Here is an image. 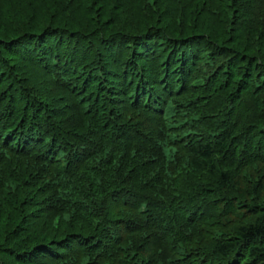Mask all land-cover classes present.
Masks as SVG:
<instances>
[{"label":"trees","instance_id":"16d2710c","mask_svg":"<svg viewBox=\"0 0 264 264\" xmlns=\"http://www.w3.org/2000/svg\"><path fill=\"white\" fill-rule=\"evenodd\" d=\"M0 264H264V0H0Z\"/></svg>","mask_w":264,"mask_h":264}]
</instances>
